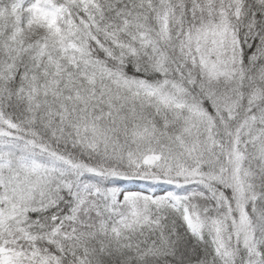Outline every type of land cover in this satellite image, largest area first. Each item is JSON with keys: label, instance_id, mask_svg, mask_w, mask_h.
Returning a JSON list of instances; mask_svg holds the SVG:
<instances>
[{"label": "snow or ice", "instance_id": "obj_1", "mask_svg": "<svg viewBox=\"0 0 264 264\" xmlns=\"http://www.w3.org/2000/svg\"><path fill=\"white\" fill-rule=\"evenodd\" d=\"M0 264H264V0H0Z\"/></svg>", "mask_w": 264, "mask_h": 264}]
</instances>
